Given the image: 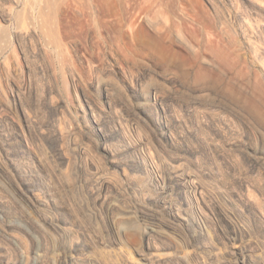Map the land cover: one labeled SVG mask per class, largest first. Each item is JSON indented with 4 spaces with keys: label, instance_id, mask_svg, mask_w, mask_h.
<instances>
[{
    "label": "rangeland",
    "instance_id": "obj_1",
    "mask_svg": "<svg viewBox=\"0 0 264 264\" xmlns=\"http://www.w3.org/2000/svg\"><path fill=\"white\" fill-rule=\"evenodd\" d=\"M0 264H264V0H0Z\"/></svg>",
    "mask_w": 264,
    "mask_h": 264
},
{
    "label": "bare ground",
    "instance_id": "obj_2",
    "mask_svg": "<svg viewBox=\"0 0 264 264\" xmlns=\"http://www.w3.org/2000/svg\"><path fill=\"white\" fill-rule=\"evenodd\" d=\"M152 1H154V0H152ZM167 20V19H166Z\"/></svg>",
    "mask_w": 264,
    "mask_h": 264
}]
</instances>
